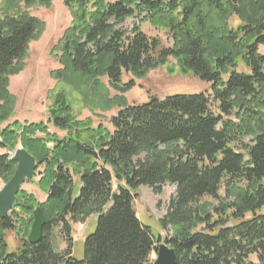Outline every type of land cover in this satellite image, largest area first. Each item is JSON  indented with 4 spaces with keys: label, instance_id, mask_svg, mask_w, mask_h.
<instances>
[{
    "label": "trees",
    "instance_id": "16d2710c",
    "mask_svg": "<svg viewBox=\"0 0 264 264\" xmlns=\"http://www.w3.org/2000/svg\"><path fill=\"white\" fill-rule=\"evenodd\" d=\"M61 1L70 21L50 56L62 67L49 74L55 84L46 124H28L10 123L16 99L9 79L24 69L30 44L46 27L30 10L51 3L0 0V151L20 144L33 156L43 167L37 186L46 194L38 203L18 191L0 219V264H151L160 240L137 218L133 201L140 186L164 185L176 188L159 222L171 230L164 243L174 250L175 264H251V256L264 264V55L258 49L264 46V0ZM133 19L165 33L172 46L162 47L139 25L120 28ZM170 59L180 74L210 84L211 96L167 94L133 105L113 97L107 102L118 111L110 130L75 116L72 99L86 98L84 88L105 96L108 87L99 80L106 78L125 92L135 84L121 85L123 75L145 77ZM84 101L95 109L105 100ZM47 125L64 134L47 132ZM16 166L9 154L0 155V185ZM220 186L218 206L201 203L218 200ZM37 207L45 226L30 244ZM94 215L81 260L71 244L62 254L54 250L55 227L69 243L71 224ZM8 232L19 241L14 252H8Z\"/></svg>",
    "mask_w": 264,
    "mask_h": 264
},
{
    "label": "rangeland",
    "instance_id": "374dc122",
    "mask_svg": "<svg viewBox=\"0 0 264 264\" xmlns=\"http://www.w3.org/2000/svg\"><path fill=\"white\" fill-rule=\"evenodd\" d=\"M49 1L51 3L50 8L37 7L30 10L32 16L43 21L46 27L39 39L30 44L28 59L25 62L24 69L19 74L14 75V77L9 79L8 91L10 95L16 99V106L13 113L14 116L10 123L17 120L21 123L28 124H31L32 122L46 124L48 119L47 110L52 103L48 98V95L49 91L54 88L53 85L55 84V81L51 79L49 74L51 71L59 70V68L62 67L57 59L50 56V50L57 44L58 39L69 26L68 24L70 21L68 12L61 0ZM134 25H139L141 31L147 37L159 38L162 47L172 46L170 37L166 36L165 33L155 30L147 22H139L135 19L127 20L122 23L120 28L129 31ZM258 49L259 53L264 55V46H259ZM168 61L169 62L165 64V66L151 69L150 72L142 78H137L130 74L123 75L121 78V85H124L127 82L135 84L133 88L125 92L114 90L108 85L106 78L99 80L101 85L108 87L107 91L104 92L106 93L105 96L101 95V92H98L91 87L84 88L86 98L91 97L98 101V103L99 98H104V108L94 107L95 109H90L91 106H87L89 103L84 101L86 98L78 95L79 97L72 99L75 116H77L80 121L92 120V126L94 127L101 124L105 129L110 130V119L115 116L118 111V108L115 107L113 103L110 104L107 102V100L111 101L113 97L122 96L126 99L127 104L133 105L144 103L151 96L163 98L167 94H193L196 92H202L207 96H211L210 84L201 82L198 78L191 75L180 74L178 67H176V63L171 59ZM170 69H173V72H170ZM74 91L75 90L72 89L70 90V93H75ZM95 93L98 95L95 96ZM47 132L56 133L59 136L64 134L62 131L59 132L55 130L51 125H47ZM37 137H43V135L38 133ZM17 148H22V146L18 144L15 150H17ZM3 153H7L11 156L14 151L8 152L6 150H1L0 155ZM42 171V166L37 168L33 180L30 182L27 181L21 186V190L34 196L38 203H44L46 200V194L37 186ZM6 183H2L0 189ZM220 187L218 200L213 201L209 198H203L201 199V203L208 202L213 206H218L220 204L219 200L224 198V187ZM175 191V187L164 185L160 187L159 190L140 186L138 191L135 192L133 205L136 216L144 224L150 226L153 235L159 238L160 243H163L165 239L172 235L170 228L164 230L159 222L163 220L167 214L170 207V201L175 196ZM96 219V215H94L86 219L84 223L80 222V224H71L69 243L66 238H63L59 234L60 227H55L51 231L54 250L57 253L62 254L67 248V245L71 244L72 256L77 260H81L83 256L82 249L84 241L86 236L95 231L97 224ZM6 239L8 243V252H14L19 246L18 239L12 232L6 234ZM155 258L156 253H152L149 257V261L152 263ZM249 262L251 264H259L258 261H256L255 256L249 257Z\"/></svg>",
    "mask_w": 264,
    "mask_h": 264
},
{
    "label": "water",
    "instance_id": "95a60500",
    "mask_svg": "<svg viewBox=\"0 0 264 264\" xmlns=\"http://www.w3.org/2000/svg\"><path fill=\"white\" fill-rule=\"evenodd\" d=\"M10 160L17 164L16 170L10 180L0 189V219L4 218L13 208L18 190L26 181L33 180V175L38 164L24 148H17L10 156ZM33 220L27 240L30 244L37 243L42 236L45 220L42 209L37 207L33 214ZM156 259L152 264H175V252L169 249L165 243L158 244Z\"/></svg>",
    "mask_w": 264,
    "mask_h": 264
}]
</instances>
